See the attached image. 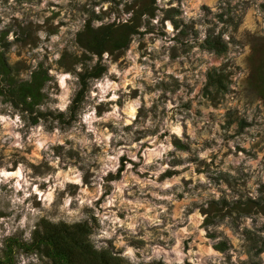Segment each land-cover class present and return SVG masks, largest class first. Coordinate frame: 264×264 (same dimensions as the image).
I'll use <instances>...</instances> for the list:
<instances>
[{
	"label": "rangeland",
	"instance_id": "374dc122",
	"mask_svg": "<svg viewBox=\"0 0 264 264\" xmlns=\"http://www.w3.org/2000/svg\"><path fill=\"white\" fill-rule=\"evenodd\" d=\"M0 56V264H264V0H0Z\"/></svg>",
	"mask_w": 264,
	"mask_h": 264
},
{
	"label": "trees",
	"instance_id": "16d2710c",
	"mask_svg": "<svg viewBox=\"0 0 264 264\" xmlns=\"http://www.w3.org/2000/svg\"><path fill=\"white\" fill-rule=\"evenodd\" d=\"M101 31H97V29H92L88 23L85 25V35L81 38L82 43L87 46L89 49L94 52L100 53L105 47H110L113 49L122 48L127 43V30L129 27H125L121 31H118V28H112L111 32L104 31L105 27L100 28ZM2 39V37H1ZM204 44L207 48L212 49L216 53H221L226 50L225 42L217 35L208 34L204 39ZM102 67H96L91 72L93 75H99ZM0 71H6L5 63H3L2 58L0 56ZM47 76L42 69H38L32 73L31 84L28 88L19 87L18 89L14 88H0V92L4 89L7 90V95L11 97H15L16 95L20 96L22 101L26 104H30L31 101H27L24 99L27 92L30 89L38 90L39 85L42 83ZM214 84L219 85L221 88L224 87L222 82V78L215 77L212 79ZM32 96L33 95H30ZM14 99V98H11ZM58 243V252H61L63 256H67L69 258L74 259L78 264H129L123 261H120L118 257L110 255L106 251H97L92 248V246L88 243L83 242H69L72 246L82 245L83 252L81 250H74L67 242H55ZM64 243V244H63ZM67 244V245H65ZM61 248V250H60ZM148 264H162L160 261H153Z\"/></svg>",
	"mask_w": 264,
	"mask_h": 264
}]
</instances>
